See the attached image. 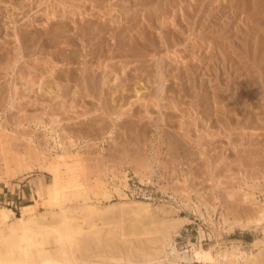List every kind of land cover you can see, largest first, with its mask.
Segmentation results:
<instances>
[{"label": "rangeland", "instance_id": "obj_1", "mask_svg": "<svg viewBox=\"0 0 264 264\" xmlns=\"http://www.w3.org/2000/svg\"><path fill=\"white\" fill-rule=\"evenodd\" d=\"M62 159L87 203L184 221L169 259L264 251V0H0V208Z\"/></svg>", "mask_w": 264, "mask_h": 264}, {"label": "bare ground", "instance_id": "obj_2", "mask_svg": "<svg viewBox=\"0 0 264 264\" xmlns=\"http://www.w3.org/2000/svg\"><path fill=\"white\" fill-rule=\"evenodd\" d=\"M68 165L65 159L60 161L62 183L54 177L45 196L38 187L33 189L30 203L19 208L18 216L9 208H0V264H120L137 258L147 263H159L163 258L172 264H186L182 257L169 259L165 251L184 221H155L146 207L132 202L100 207L98 200L109 198L103 185L93 193L95 203L89 204L90 192L79 182L80 172ZM77 200L84 202L81 208ZM256 215L248 218L249 223L264 220V210ZM210 250L194 249L192 260L200 264H262L264 259V251L241 257L233 251L214 255Z\"/></svg>", "mask_w": 264, "mask_h": 264}]
</instances>
